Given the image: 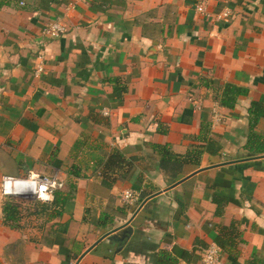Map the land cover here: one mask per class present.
<instances>
[{
	"label": "crops",
	"instance_id": "crops-1",
	"mask_svg": "<svg viewBox=\"0 0 264 264\" xmlns=\"http://www.w3.org/2000/svg\"><path fill=\"white\" fill-rule=\"evenodd\" d=\"M0 1V184L37 173L70 195L16 228L0 195V264H203L217 238L226 264H264V154L244 149L264 106V0ZM228 85L248 89L232 108Z\"/></svg>",
	"mask_w": 264,
	"mask_h": 264
},
{
	"label": "trees",
	"instance_id": "trees-1",
	"mask_svg": "<svg viewBox=\"0 0 264 264\" xmlns=\"http://www.w3.org/2000/svg\"><path fill=\"white\" fill-rule=\"evenodd\" d=\"M6 5V2L0 1V9ZM248 89L246 88H238L236 86L228 85L226 86V89L224 90L223 97L221 104L222 106L232 108L234 107V104L236 102V99L238 96L241 95H247ZM254 112L251 111L250 113V125H249V136L248 140L244 146V149L249 154L248 156L253 157L257 155L264 154V135L259 134L256 131V127L259 123V121L264 118V106H261L260 104H256L254 106ZM156 148H159L162 150L163 153V160L161 163V168L165 172L166 176L171 181H175L178 177L179 173L181 172L180 167H176L173 163L176 159H178L177 156L172 154L170 148L166 146H155ZM206 152L210 154H214L215 149L220 150V146L217 145L214 141H211L207 144ZM192 152H189V155H191ZM189 155L186 156L184 159L185 162L181 163H188L187 160H189ZM173 168H177L178 171L173 172ZM69 194L65 195L60 189H58L55 193V199L52 203H44L39 205L38 207H41L42 210H36L35 215L43 214L45 211H49L46 215L55 218L59 217L62 213V210L64 209V206L66 205L67 201L69 200ZM216 203H221L218 199L215 200ZM22 207L21 204L15 201L7 200L3 204V214H4V223L6 226H9L11 228L19 227L18 223H20L22 219ZM218 214H221L222 211H218ZM217 244L222 249L226 248V245L228 243L221 239L217 238Z\"/></svg>",
	"mask_w": 264,
	"mask_h": 264
},
{
	"label": "built area",
	"instance_id": "built-area-1",
	"mask_svg": "<svg viewBox=\"0 0 264 264\" xmlns=\"http://www.w3.org/2000/svg\"><path fill=\"white\" fill-rule=\"evenodd\" d=\"M87 2V0H82ZM197 10L205 13L204 4L197 6ZM229 17V14L218 16L219 20ZM64 28L59 23L50 24L45 28V35L51 38L60 37L64 33ZM43 71V66H39L38 73ZM60 189V184L55 176L30 173L24 177L4 176L0 184V193L3 198L11 201L38 200L44 203H51L55 199L56 191ZM124 201L132 204L135 201V194L126 191L122 194ZM220 248L212 244L203 253V264H226L222 257Z\"/></svg>",
	"mask_w": 264,
	"mask_h": 264
},
{
	"label": "rangeland",
	"instance_id": "rangeland-1",
	"mask_svg": "<svg viewBox=\"0 0 264 264\" xmlns=\"http://www.w3.org/2000/svg\"><path fill=\"white\" fill-rule=\"evenodd\" d=\"M0 195H1V193H0ZM7 200H9V199L4 198V202L7 201ZM16 202L21 204V207H22V211H21L22 212V219L26 218L25 219V223H24L25 224L24 227H28V224H29V220L28 219L33 220V218H36V217H38L37 218L38 226H42L41 225L42 223L40 222L39 217L40 216H45L49 211H45L43 214H40V215H35V211L36 210H42V208L38 207V206L41 205V204H44V202H41V201H38V200H22V201L20 200V201H16ZM31 222L33 223L34 221H31Z\"/></svg>",
	"mask_w": 264,
	"mask_h": 264
},
{
	"label": "water",
	"instance_id": "water-1",
	"mask_svg": "<svg viewBox=\"0 0 264 264\" xmlns=\"http://www.w3.org/2000/svg\"><path fill=\"white\" fill-rule=\"evenodd\" d=\"M131 233H132V228H127L122 232V234H121L122 236H120V238L117 235H113V236H110V239L122 241L123 237H125Z\"/></svg>",
	"mask_w": 264,
	"mask_h": 264
}]
</instances>
